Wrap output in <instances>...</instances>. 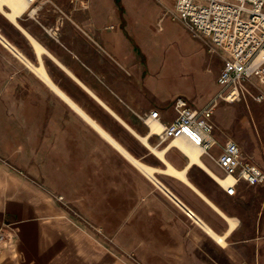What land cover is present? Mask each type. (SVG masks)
I'll return each mask as SVG.
<instances>
[{
  "label": "crops",
  "instance_id": "crops-1",
  "mask_svg": "<svg viewBox=\"0 0 264 264\" xmlns=\"http://www.w3.org/2000/svg\"><path fill=\"white\" fill-rule=\"evenodd\" d=\"M158 1L162 4L43 0L30 7L34 13L25 12L14 23L0 12L5 43L33 67L42 66L54 87L128 156L142 163L122 146L124 137L137 140L162 165L142 163L155 170L161 188L0 41V229L6 237L0 264H264V185L240 182L229 196L208 173L189 166L178 149L149 144L152 135L146 134L142 119L157 111L162 125L171 123L178 97L196 108L207 107L218 92L221 71L210 63V51L189 34L192 51H185L188 45L183 55L174 46L166 49L175 45L179 31H187L179 21L163 24ZM33 42L43 49L39 57ZM231 106L220 104L213 113V159L200 157L215 177L223 174L214 159L228 141L246 151L235 130L242 122L231 119ZM68 116L74 128L69 133ZM83 133L96 151L101 148L112 159L107 164H114L117 153L155 186L148 187L131 167L123 173L124 205L134 209L126 221L138 223L137 235L129 226L122 237L84 228L85 221H94L98 186L84 180ZM141 138L164 152L167 164L185 171L188 184L159 173L165 163ZM173 149L183 158L170 156ZM194 168L203 173L193 175ZM158 175L181 183L180 198ZM185 209L222 238L223 245L189 220ZM227 219L235 222L234 228Z\"/></svg>",
  "mask_w": 264,
  "mask_h": 264
},
{
  "label": "built area",
  "instance_id": "built-area-1",
  "mask_svg": "<svg viewBox=\"0 0 264 264\" xmlns=\"http://www.w3.org/2000/svg\"><path fill=\"white\" fill-rule=\"evenodd\" d=\"M41 1L24 0L29 7ZM174 17L224 54L216 78L218 92L207 107L200 109L183 97L176 98L173 102L175 118L167 125L160 123L157 111L149 113L142 121L148 129L151 121L162 125L160 133L155 135L162 143L182 138L198 148L201 157L213 159L210 152L216 141L212 137V116L219 103L233 104L246 97L257 102L262 99L261 95L253 97L248 87L253 81L264 78V0H174ZM214 162L223 174L220 178L233 180L227 188L219 185L229 196L240 182L264 185L263 170L243 157L233 141L225 144ZM172 203L179 208L177 203ZM183 213L191 219V212ZM5 239L0 229V248Z\"/></svg>",
  "mask_w": 264,
  "mask_h": 264
},
{
  "label": "rangeland",
  "instance_id": "rangeland-1",
  "mask_svg": "<svg viewBox=\"0 0 264 264\" xmlns=\"http://www.w3.org/2000/svg\"><path fill=\"white\" fill-rule=\"evenodd\" d=\"M156 5L159 9L158 11H162L164 14V25L170 26L174 22H178L174 17V1L173 0H161ZM169 3V6H168ZM160 11V12H161ZM0 23H3V19L0 16ZM180 23V22H178ZM158 28V27H157ZM187 32L179 31V39L174 43L167 45L166 49L174 46L176 48V52H179L181 55L185 51H192L194 48L189 46L187 34L195 40L196 43L203 46L209 52V61L210 63H216L218 67H222L224 54L220 51L214 50L213 46L202 36L190 31L188 28L184 27ZM188 45V50L184 51V46ZM166 51V50H165ZM175 52V53H176ZM222 54V55H221ZM192 58V57H191ZM263 81V90L257 85L256 82ZM250 94L256 98V95H261L262 99L257 102L251 97H246L241 101L233 104H225L220 103L221 105L233 107V111L230 112L231 119L240 120L242 122L241 127L236 128L237 137L243 141L245 144L246 151L242 152L243 157L250 160L252 163L260 167L264 172V78L258 79L257 81H253L251 85H249ZM59 103V102H58ZM219 104V105H220ZM95 111V110H94ZM96 112V111H95ZM69 113V112H68ZM53 114V110H52ZM54 117V115H53ZM58 119V118H56ZM146 134L149 133V129L143 126ZM67 130L68 133L70 131H74L73 124L71 123V118L68 116L67 122ZM234 130V129H230ZM86 134L83 133V169L86 171L87 175L84 176V180L87 181V185L95 184L98 186L97 191L93 192V195L96 196L98 201V206L93 208L94 216L92 219L93 222H84L83 226L86 229H89L93 232H97L99 235H103L104 231L114 232L119 234L122 237V233L129 226L131 227V232L137 235L138 233V223H133L131 219V224L128 225L126 218L128 217V212L130 211L131 217L133 214V207L128 209L124 205V192L120 190L121 185L125 182L126 176L124 177L123 173L126 171L128 167H131L121 156L117 153L114 156V164L108 161H112V159L107 158L106 154L102 155L101 148H98L96 151V146L91 144L90 139L85 137ZM145 136V135H141ZM124 145H122L125 150H127L133 157L141 161L142 163L154 167V168H162V165L159 161L148 151L145 149L137 140L133 138L124 137ZM149 144L157 149H161L166 146L168 143H162L159 138L155 135H152L149 139ZM170 156H173L175 159H181L183 156L175 149L169 152ZM97 158V159H96ZM98 170H96V163H98ZM132 171H135L140 177H142L148 187L154 190V185L145 177L131 167ZM196 171H200L198 168H194L193 175H197ZM203 173L202 171H200ZM104 173V174H102ZM108 173V174H107ZM87 177V178H86ZM158 179L165 184L175 195L179 197V191L181 190V183L163 177L161 175L157 176ZM85 182V181H84ZM85 194H92L87 192ZM180 198V197H179ZM181 200V199H180ZM174 205V204H173ZM179 209V208H178ZM180 210V209H179ZM88 220V219H87ZM89 221V220H88ZM121 241V240H120ZM137 241V240H136ZM133 242V241H132ZM134 248H137V246ZM136 250V249H134ZM134 254L132 258H136ZM135 263H137L135 261Z\"/></svg>",
  "mask_w": 264,
  "mask_h": 264
},
{
  "label": "bare ground",
  "instance_id": "bare-ground-1",
  "mask_svg": "<svg viewBox=\"0 0 264 264\" xmlns=\"http://www.w3.org/2000/svg\"><path fill=\"white\" fill-rule=\"evenodd\" d=\"M7 7L10 12H6L3 8ZM0 12L11 22H15V19L17 17H20L23 13L29 12V13H34V9L30 8L24 0H0ZM31 15V14H30ZM34 15V14H33ZM1 43L5 46L6 49H8L13 55L23 64L28 66L32 72L35 73V75L42 80L46 85H48L52 90H54L62 99H64L75 111H77L82 117L90 123L98 133H100L103 137H105L113 146H115L120 152H122L139 170L143 172L153 183L158 185L159 187L162 188L161 184L157 181V179L154 177L155 170L151 169L142 163L134 160L130 156H128L121 148L118 146L116 143H114L99 127H97L88 117H86L75 105H73L62 93H60L54 85L50 82L49 78L47 77L44 69L42 66L40 67H33L30 65L17 51H15L11 46H9L7 43H5L1 37H0ZM34 43V42H33ZM35 52L37 56L39 57L43 53V49L36 43L33 44ZM259 86L263 90V81H258L256 82V86ZM162 129V125L159 122L156 121H151L149 123V135H158ZM141 141L154 153V155L161 160L163 163L166 165V169L164 171H161L159 173L166 175L168 177L174 178L178 181H181L183 183L188 184L186 178H185V171H177L173 167H171L169 164H167L164 159L163 155L164 152H157L153 150L147 143L144 138H141ZM171 145V146H170ZM170 148H176L178 149L183 155H185L188 160H189V166H197L201 168L203 171L208 173L210 177L213 178L215 183L217 185H221L222 187H229L232 183L233 180L231 177H226V178H220L218 176L215 177L213 173H211L202 163L200 160L201 153L200 150L194 146H192L190 143H188L185 139H176L172 142L168 143V147ZM178 207H180L179 203L177 202ZM184 212L188 213V210H184ZM190 212V211H189ZM192 213V212H191ZM191 221H195L201 228L202 230L206 231L210 236H212L215 241L223 245V239L216 236L208 227L205 223H203L200 220H195V217L192 213L190 216ZM193 221V222H194ZM229 222L231 229L234 228L235 222L232 220L227 219Z\"/></svg>",
  "mask_w": 264,
  "mask_h": 264
}]
</instances>
